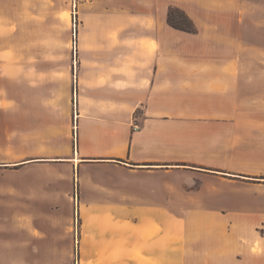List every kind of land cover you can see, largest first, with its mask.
<instances>
[{
  "label": "crops",
  "instance_id": "0c3cea01",
  "mask_svg": "<svg viewBox=\"0 0 264 264\" xmlns=\"http://www.w3.org/2000/svg\"><path fill=\"white\" fill-rule=\"evenodd\" d=\"M139 1L150 7L132 11L127 28H119L120 16H109L78 34L75 80L71 69L61 78L51 71L19 80L18 88L14 82L13 96L26 95L44 112L36 126L71 132L74 150L63 161L72 168L119 171L108 177L116 201L109 208L125 205L129 221L116 213L112 219L110 260H121L124 248L130 264H264V204L236 207L219 199L229 189L264 195V182L237 179L250 174L238 161L253 157L229 140L224 123L244 116L246 101H264V50L246 45L239 18L235 32L208 35L186 12L198 31L187 34L167 25L161 0ZM181 175L200 182L204 198L166 205L164 192L181 189Z\"/></svg>",
  "mask_w": 264,
  "mask_h": 264
},
{
  "label": "rangeland",
  "instance_id": "374dc122",
  "mask_svg": "<svg viewBox=\"0 0 264 264\" xmlns=\"http://www.w3.org/2000/svg\"><path fill=\"white\" fill-rule=\"evenodd\" d=\"M137 2L135 6L134 0H0V264L132 262L123 258L124 248L119 250L121 260H115V255L109 259L115 213L129 221L125 205L109 208V202L116 201L109 191L112 183L108 177L119 171L98 169L92 164L72 168L63 161L65 154L74 150L71 132L67 128L36 126V114L44 112L30 107L26 95L13 94L14 82L18 88L19 80H40L51 71L61 78L65 70L71 69L75 80L78 34L102 27L103 19L109 16H120L123 22L119 28H127L132 11L150 7ZM161 2L168 10L175 7L193 14L208 35L235 32L239 18L238 28L244 30L246 45L264 50V0ZM261 65L264 67V63ZM261 102L258 107L246 101L244 116H230L223 121L229 128V140L242 143L254 158L238 161L250 173L237 177L246 183L264 182V101ZM30 159L34 162L29 163ZM255 172L258 175H252ZM180 177L176 182L182 184L181 189L166 188V205L180 204L188 197L204 198L200 182ZM169 182L172 183L166 181ZM84 197L88 199L85 206L81 202ZM219 199L236 207L252 204L253 200L264 204V195L234 193L231 189ZM118 200H125L123 192ZM210 203L220 202L212 199ZM172 208L165 211L166 221L172 217ZM121 239L127 236L122 234Z\"/></svg>",
  "mask_w": 264,
  "mask_h": 264
},
{
  "label": "trees",
  "instance_id": "16d2710c",
  "mask_svg": "<svg viewBox=\"0 0 264 264\" xmlns=\"http://www.w3.org/2000/svg\"><path fill=\"white\" fill-rule=\"evenodd\" d=\"M166 23L170 28L183 33L196 34L197 32L194 23L188 15L184 11L175 7L169 8Z\"/></svg>",
  "mask_w": 264,
  "mask_h": 264
},
{
  "label": "built area",
  "instance_id": "2783aa9c",
  "mask_svg": "<svg viewBox=\"0 0 264 264\" xmlns=\"http://www.w3.org/2000/svg\"><path fill=\"white\" fill-rule=\"evenodd\" d=\"M138 129H139L138 125L133 126V130H138Z\"/></svg>",
  "mask_w": 264,
  "mask_h": 264
}]
</instances>
